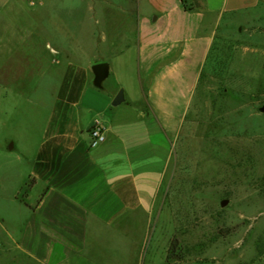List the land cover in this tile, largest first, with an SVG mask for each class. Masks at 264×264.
I'll list each match as a JSON object with an SVG mask.
<instances>
[{
	"label": "crops",
	"instance_id": "obj_1",
	"mask_svg": "<svg viewBox=\"0 0 264 264\" xmlns=\"http://www.w3.org/2000/svg\"><path fill=\"white\" fill-rule=\"evenodd\" d=\"M92 2L81 0L82 19L75 25L60 15L41 24L39 16L33 32H20L24 28L16 26L17 34L9 37L8 25L0 24V54L5 52L12 61L5 70L0 67V89H25L18 84L36 61L41 68L44 56L67 55L63 62L56 57L46 60L58 69L53 101L33 152L16 157L17 165L24 167L18 200L26 216L14 232L8 231L13 246L0 244V264H137L131 248L146 235L154 190L161 182L162 170H153L154 159L161 156L151 150L154 143H163L160 130L173 127L179 114L173 99L179 89H164L165 81L181 78L189 86L187 104L189 93L200 83L198 74L218 27L226 18L264 4V0H96V21L103 25L95 29L85 28L86 21L92 22ZM30 3L46 6V0ZM51 29H58L61 38L50 41L46 35ZM80 34L81 52L96 59L95 64L108 63L109 72L113 57L130 66L138 63L139 78L146 84L145 103L156 116L155 131L152 119L136 120L134 125L125 121L126 115L111 107L115 95L92 84L91 60L72 54L80 52L75 40ZM26 44L31 54L25 51ZM95 121L104 126L105 140L90 148L88 132ZM135 125L142 126L139 137L130 130Z\"/></svg>",
	"mask_w": 264,
	"mask_h": 264
},
{
	"label": "rangeland",
	"instance_id": "obj_2",
	"mask_svg": "<svg viewBox=\"0 0 264 264\" xmlns=\"http://www.w3.org/2000/svg\"><path fill=\"white\" fill-rule=\"evenodd\" d=\"M30 1L0 0V24L8 25L9 37L17 34L16 26L24 28L20 32H33L39 16L41 24L59 15L74 25L82 19L81 0H46L44 7H33ZM92 3V22L86 21L85 28L100 29L96 0ZM217 35L188 105L184 96L189 86L181 78L165 81L164 89H179L173 96L179 114L173 127L160 130L163 143H154L151 150L161 156L153 164L154 171L162 170L161 182L154 190L146 235L131 248L137 264H264V114L258 111L264 102V4L226 18ZM46 37L51 41L61 35L51 29ZM75 40L80 52H71L74 57L90 59L91 66L98 62L81 52V34ZM28 47L24 45L31 54ZM4 53L3 70L12 62ZM66 56L50 53L42 58L41 68L36 61L18 84L25 89H0V244L5 248L13 246L8 231L14 232L26 216L18 200L24 167L17 165L16 157L33 152L53 101L58 69L46 60L56 57L63 62ZM114 58L102 89L109 95L122 90L124 100L112 109L121 110L132 125L152 119L155 131L156 116L145 103L146 84L139 78L138 63L130 66ZM137 126L130 130L139 137L143 130ZM222 200H227L225 206L220 205Z\"/></svg>",
	"mask_w": 264,
	"mask_h": 264
},
{
	"label": "water",
	"instance_id": "obj_3",
	"mask_svg": "<svg viewBox=\"0 0 264 264\" xmlns=\"http://www.w3.org/2000/svg\"><path fill=\"white\" fill-rule=\"evenodd\" d=\"M91 71L93 73V80L92 84L97 87H102V82L104 79L108 76L109 72V65L106 62H100L92 65ZM124 96L122 90H119L118 93L113 97L111 104L113 106L119 105L121 102H123ZM258 111L262 114H264V102L258 107ZM227 204V200H222L220 202L221 206H225Z\"/></svg>",
	"mask_w": 264,
	"mask_h": 264
},
{
	"label": "built area",
	"instance_id": "obj_4",
	"mask_svg": "<svg viewBox=\"0 0 264 264\" xmlns=\"http://www.w3.org/2000/svg\"><path fill=\"white\" fill-rule=\"evenodd\" d=\"M89 146L90 148L97 147L105 140V128L101 122L95 121L89 130Z\"/></svg>",
	"mask_w": 264,
	"mask_h": 264
},
{
	"label": "trees",
	"instance_id": "obj_5",
	"mask_svg": "<svg viewBox=\"0 0 264 264\" xmlns=\"http://www.w3.org/2000/svg\"><path fill=\"white\" fill-rule=\"evenodd\" d=\"M183 1V0H182ZM185 4V3H184ZM184 6H187V5H184Z\"/></svg>",
	"mask_w": 264,
	"mask_h": 264
}]
</instances>
